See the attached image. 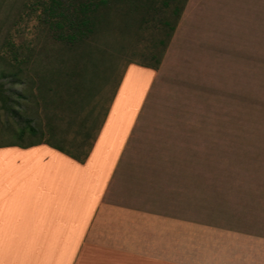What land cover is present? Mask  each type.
<instances>
[{"label": "rangeland", "instance_id": "obj_1", "mask_svg": "<svg viewBox=\"0 0 264 264\" xmlns=\"http://www.w3.org/2000/svg\"><path fill=\"white\" fill-rule=\"evenodd\" d=\"M40 1L0 0V147L85 129L87 149L117 97L142 107L107 204L180 222L200 264H264V0H187L165 49L155 14L124 6L72 48Z\"/></svg>", "mask_w": 264, "mask_h": 264}, {"label": "crops", "instance_id": "obj_2", "mask_svg": "<svg viewBox=\"0 0 264 264\" xmlns=\"http://www.w3.org/2000/svg\"><path fill=\"white\" fill-rule=\"evenodd\" d=\"M117 100L84 163L46 143L0 147V264H200L180 222L107 204L142 109L116 114Z\"/></svg>", "mask_w": 264, "mask_h": 264}, {"label": "trees", "instance_id": "obj_3", "mask_svg": "<svg viewBox=\"0 0 264 264\" xmlns=\"http://www.w3.org/2000/svg\"><path fill=\"white\" fill-rule=\"evenodd\" d=\"M186 2L187 0H42L39 4L42 7L43 20L48 25L53 38L72 48L85 44L92 37L99 35L101 29L109 24L111 11L124 6L129 10L135 9V12L155 14L151 15V18L158 21L159 28L166 36V39H160L158 43L165 49L176 30L177 22ZM167 12L169 15L171 14V17H174V20L166 17ZM142 21L147 20L143 17ZM151 58L154 59L153 65L142 66L158 70L163 54L160 56L153 54ZM31 131L36 134L33 128ZM81 135L83 137L81 141L76 139L67 141L65 138H60L55 143L39 141L31 143L29 146L46 143L78 162L84 163L89 157L96 137L86 149L89 132L84 129L81 131ZM22 136L23 133L20 134V137ZM66 144L69 147H66Z\"/></svg>", "mask_w": 264, "mask_h": 264}]
</instances>
